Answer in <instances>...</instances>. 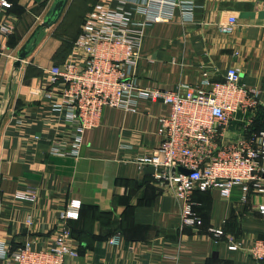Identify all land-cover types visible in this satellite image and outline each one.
I'll return each mask as SVG.
<instances>
[{
    "label": "crops",
    "instance_id": "crops-1",
    "mask_svg": "<svg viewBox=\"0 0 264 264\" xmlns=\"http://www.w3.org/2000/svg\"><path fill=\"white\" fill-rule=\"evenodd\" d=\"M57 1L11 0L10 9L0 10V245L13 251L33 240L34 248H47L60 225V212L77 199L82 202L80 217L69 221V228L79 257L69 264H264L248 252L264 239L259 211L264 195L252 194L245 202L239 187L230 198L218 190L196 191L194 210L203 225L182 228L180 201L165 182L155 180L153 167L136 163L138 155L160 146V119L170 113L169 106L141 100L136 112L107 107L100 126L85 133L78 158L51 154L53 138L68 127L45 97L51 86L48 70L68 60L99 0H70L17 67L21 49ZM111 1L130 8L146 0ZM196 3L192 22L177 9L173 21L147 28L137 70L140 82L169 90L180 84L208 88L207 80L222 81L236 67L244 83L261 90L263 105L252 125L264 128V0ZM232 16L239 21L235 32L221 33L219 25ZM9 22L15 29L6 37L3 27ZM249 117L238 114L227 136L237 137ZM29 185L37 189L36 201L18 200ZM28 216L34 219L30 227ZM211 228L224 230V236L217 240ZM114 238L119 245L110 243ZM231 242L240 248L231 250Z\"/></svg>",
    "mask_w": 264,
    "mask_h": 264
},
{
    "label": "built area",
    "instance_id": "built-area-1",
    "mask_svg": "<svg viewBox=\"0 0 264 264\" xmlns=\"http://www.w3.org/2000/svg\"><path fill=\"white\" fill-rule=\"evenodd\" d=\"M11 7V0H0V10ZM177 9L192 22L196 0H146L133 2L130 8L125 2L113 6L111 0H99L87 14L68 60L48 70L51 86L45 97L68 127L53 138L51 154L70 158L80 156L85 133L100 126L105 108L136 112L141 100L169 106L170 113L160 119V146L150 154L138 155L135 161L141 168L153 167L155 180L165 182L167 191L180 201L182 228H199L203 221L194 210L196 191L218 190L230 198L239 187L245 202L252 194L264 195V131L251 128L246 133L263 103L261 90L244 83L236 67L229 68L222 81L207 80L208 88L180 84L169 90L140 82L137 70L147 28L173 21ZM238 22L237 17H230L219 25L220 32L234 33ZM14 29V22H9L3 33L9 37ZM238 114L250 117L243 131L229 138L227 128ZM37 193L29 185L16 198L35 202ZM81 207L82 202L73 199L60 212V225L47 248H34L33 240L13 251L0 245V264H69L77 260L69 221L79 218ZM259 211L264 215V203ZM33 224V217L28 216L26 226ZM209 232L217 240L225 234L216 228ZM110 243L119 245L120 241L114 238ZM229 248L237 250L240 245L231 242ZM248 252L264 260V239L256 240Z\"/></svg>",
    "mask_w": 264,
    "mask_h": 264
},
{
    "label": "water",
    "instance_id": "water-1",
    "mask_svg": "<svg viewBox=\"0 0 264 264\" xmlns=\"http://www.w3.org/2000/svg\"><path fill=\"white\" fill-rule=\"evenodd\" d=\"M69 1L70 0H58L57 1L53 10L51 11L49 17L45 20L44 24L41 25L36 30L33 37H31V39H29V41L21 49V51L19 53V57H18L19 59L16 63L17 67H20L22 65L23 60H25L29 56V54L32 52L33 47H31L29 49L30 44L34 42L33 46L35 47V45L37 43L38 34L41 31H43L44 29L49 28L50 26H52L53 24H55L58 21V19L61 17V15H62V13H63L64 9L66 8ZM180 171L185 173V174L189 173V171L184 169V168H181Z\"/></svg>",
    "mask_w": 264,
    "mask_h": 264
},
{
    "label": "trees",
    "instance_id": "trees-1",
    "mask_svg": "<svg viewBox=\"0 0 264 264\" xmlns=\"http://www.w3.org/2000/svg\"><path fill=\"white\" fill-rule=\"evenodd\" d=\"M260 109V108H259ZM259 109H258V111H259ZM258 111H257V113H258ZM257 116V115H256ZM256 119V118H255ZM255 121V120H254ZM252 129L253 130H255V131H264V128H259V127H257V124L255 123V126L254 125H252ZM81 209H82V207H81ZM80 213H81V211H80ZM80 217V216H79Z\"/></svg>",
    "mask_w": 264,
    "mask_h": 264
},
{
    "label": "rangeland",
    "instance_id": "rangeland-1",
    "mask_svg": "<svg viewBox=\"0 0 264 264\" xmlns=\"http://www.w3.org/2000/svg\"><path fill=\"white\" fill-rule=\"evenodd\" d=\"M70 26L73 27V28L76 27V25H75L74 23L70 24ZM69 34L73 35V34H75V33H74L73 31H70ZM76 34H77V33H76ZM71 35H70L69 37H73V39L75 40L76 35H75V36H71ZM73 39H72V40H73Z\"/></svg>",
    "mask_w": 264,
    "mask_h": 264
}]
</instances>
